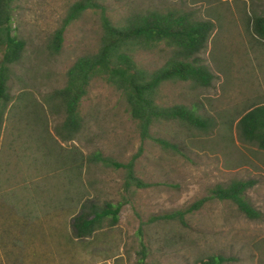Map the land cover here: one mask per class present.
<instances>
[{
	"label": "rangeland",
	"instance_id": "obj_1",
	"mask_svg": "<svg viewBox=\"0 0 264 264\" xmlns=\"http://www.w3.org/2000/svg\"><path fill=\"white\" fill-rule=\"evenodd\" d=\"M73 1L14 0L12 4V26L27 46L22 59L12 66L10 101L0 131V264H31L35 254L40 264H138L141 243L147 248L146 264H195L208 255L222 256L223 264H264V150L240 140L237 120L230 132L224 127L243 107L264 101V40L255 35L249 19L261 14L264 0H97L116 25L130 14L154 9L190 11L196 19L213 23L202 53L214 74L211 84L166 82L160 88V102L198 106L214 125L200 133L172 122L157 123L151 137L177 144L180 152L164 149L152 138H141L120 92L102 80L93 81L81 102L87 128L75 144L84 157L98 152L122 164L134 157V175L145 186L130 183L126 188L123 168L100 161L84 165L81 202H121L117 230H105L85 250L65 245L53 250L60 241L66 242L63 235L52 236L53 231L64 221L71 235L79 204L75 211L50 210L67 201L66 189L56 188L66 171L58 169L61 157L51 141L25 147L31 144L27 136L35 131L18 110L27 94L41 99L62 87L75 59L98 47L100 10H93L66 28L58 54L46 49ZM161 47L140 50L135 60L157 69L170 55V48ZM48 121V130L57 137L53 127L60 118L50 115ZM71 145L64 143L66 148ZM39 151L48 152L51 159L35 160L31 154ZM52 172L59 174L52 176ZM234 179L255 183L246 196L260 212L259 219H249L232 202L219 199L187 214L185 224L154 219L184 210L209 196L214 187ZM80 191L78 187L69 190L76 197ZM36 238L45 240L36 244Z\"/></svg>",
	"mask_w": 264,
	"mask_h": 264
},
{
	"label": "trees",
	"instance_id": "obj_2",
	"mask_svg": "<svg viewBox=\"0 0 264 264\" xmlns=\"http://www.w3.org/2000/svg\"><path fill=\"white\" fill-rule=\"evenodd\" d=\"M13 2L14 0H0V131L10 101L8 81L12 75V66L22 59L27 46L26 40L19 37L12 26ZM93 10H100L102 28L96 50L86 52L75 59L65 73V84L62 87L53 89L41 99L27 94L21 99L18 110L21 112L22 120L27 125H31L35 131L33 135L27 134V140L31 144L28 143L29 146L25 144V147L28 148L35 142L41 144L51 141L58 150V158L61 157L58 169L66 171L56 188L66 189L67 201L65 205H53L50 209L75 211V205L79 204L80 210L71 222V235L68 234V224L64 221L57 226V230L53 231L52 236L63 235L62 240L66 241L61 242L58 238L57 241L60 242L53 247V250L64 245L69 249L85 250L89 242L92 244L99 235H104L105 230H117L121 202L113 203L108 200L103 201L102 204L92 200L81 202L85 192L81 183L84 165L100 161L116 168H123L126 171V188L130 183H135L137 187L145 186L134 175V157L126 164L109 161L98 152L84 157L75 144L87 128L81 102L93 81L102 80L120 92L125 110L135 123L141 138H152L150 132L157 123L172 122L188 131L200 133L209 131L214 125L209 115L202 112L198 106L164 105L160 102V88L166 82L190 81L202 87L211 84L214 74L205 64L202 53L214 29L212 22L196 19L190 11L161 12L154 9L130 14L123 19L121 25H116L97 0H75L69 5L60 26L52 33L46 49L51 54H58L63 45L66 28L85 12ZM250 18L253 32L264 40V9L261 14H254ZM161 45L170 48V55L159 68L151 70L135 60V54L140 50L162 49ZM50 115L60 118L53 127L58 138L52 136V131L48 130ZM234 120H237L236 128L240 140L264 150V101L245 106L233 119H228L224 123L228 132ZM152 139L164 149L171 148L180 152L177 144L162 137ZM64 143H72L71 148H66ZM47 154L46 151H39L32 152L31 155L35 160L46 161L51 159L46 156ZM53 174L59 173L52 172L51 175ZM254 184L252 180H231L225 186L214 187L209 196L196 200L186 209L156 216L154 219L185 224L187 214L199 210L212 199L232 202L247 218L259 219L260 212L253 208L246 196V192ZM75 187L82 190L77 197L69 192ZM32 228L35 230L34 227ZM48 235L51 233L49 232ZM42 241L36 238L34 243ZM47 244L51 245L52 241ZM140 245L141 249L137 252L140 257L137 263L146 264L147 248L142 243ZM37 257L39 255L35 254L31 264H40ZM225 261L226 259L220 255H208L195 264H223Z\"/></svg>",
	"mask_w": 264,
	"mask_h": 264
},
{
	"label": "crops",
	"instance_id": "obj_3",
	"mask_svg": "<svg viewBox=\"0 0 264 264\" xmlns=\"http://www.w3.org/2000/svg\"><path fill=\"white\" fill-rule=\"evenodd\" d=\"M27 206V205H26ZM51 210V209H50Z\"/></svg>",
	"mask_w": 264,
	"mask_h": 264
}]
</instances>
